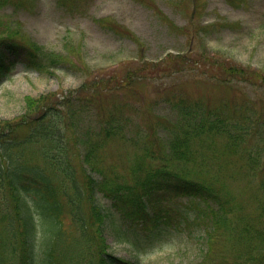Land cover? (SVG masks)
Returning a JSON list of instances; mask_svg holds the SVG:
<instances>
[{"label": "rangeland", "instance_id": "rangeland-1", "mask_svg": "<svg viewBox=\"0 0 264 264\" xmlns=\"http://www.w3.org/2000/svg\"><path fill=\"white\" fill-rule=\"evenodd\" d=\"M113 23L128 34L114 32L109 26ZM1 37L35 41L62 63L42 73L22 69L19 63L10 67L0 82V121L21 116L26 96L72 93L73 126L63 130L65 140L73 142L71 150H79L84 140L100 132L105 111L114 110L122 120L123 135L102 142L96 150L100 171L110 177L130 181L129 167L145 150H153V156L144 162H165L159 157H167L171 133L166 124L177 112L168 99L174 96L197 99L237 123L226 129L235 136L230 143L221 130L197 135L192 157L202 175L214 178L233 198L229 222L236 217L247 220L250 235L233 239V230L226 226L207 254L206 220L191 218L194 204L179 196L166 202L173 213L168 227H141L111 209L104 223L110 251L136 264H251L256 260L247 259L249 253L264 252V189L258 186L264 178V86L256 76H264V0H1ZM177 52L187 59L205 58L214 71L234 63L251 74L245 80L223 81L211 76L217 72L209 75L206 67L171 74L148 71L134 83L136 90L115 96L103 91L89 92L88 97L77 93L83 83L82 90L88 91L99 80L108 81L110 70L119 73L143 61L158 66L166 53ZM21 148L11 150L14 161L42 160L37 144ZM250 159L256 161V170H262L253 176L245 175ZM2 196L0 188V208L9 204ZM99 201L108 207L107 198Z\"/></svg>", "mask_w": 264, "mask_h": 264}, {"label": "trees", "instance_id": "trees-1", "mask_svg": "<svg viewBox=\"0 0 264 264\" xmlns=\"http://www.w3.org/2000/svg\"><path fill=\"white\" fill-rule=\"evenodd\" d=\"M109 26L116 33L128 34L114 23ZM184 56L179 52L166 53L158 66L143 61L140 65H127L119 73L110 70L105 79L108 81L99 80V84L90 86L88 91L82 90V86L86 87L83 83L77 93L88 97L85 94L89 92L103 91L115 96L122 90H136L134 83L148 71L171 74L206 67L209 69L204 70L209 75L217 72L211 76L223 81L245 80L251 74L249 69L234 63L214 71L205 58L197 60ZM60 61L59 56L35 41L26 43L14 37L0 38V82L15 63L22 69L42 73L55 63H62ZM258 75L264 86V76ZM71 94L47 92L37 97L26 96L25 112L21 116L0 121V188L2 197L9 199V204L0 208V264H136L109 250L104 223L111 209L123 220L140 223L141 227L148 224L151 229L168 227L173 213L166 202L179 196L194 204L191 218L206 220L207 228L203 231L210 248L207 254L214 249V238L221 235V231L224 233L226 226L233 230L234 235H230L233 239L245 240L250 235L252 226L247 220L236 217L234 223L229 222L227 213L231 212L233 198L215 183L214 178L202 175L201 167L192 157L196 151L192 141L197 135L221 130L230 143L235 136L226 129L236 127L237 123L197 99L191 101L174 96L168 99L177 112L175 119L168 118L170 122L166 124L171 133L166 145L167 157H159L165 162H144L146 156H153V150L150 153L145 150L129 167L131 182L121 181L118 176L110 177L100 171V155L96 150L102 142L123 135L122 120L115 117L114 110L105 111L108 115L100 132L84 140L83 149L71 150L73 142L65 140L63 130L73 126V100L76 98ZM27 143L38 145L42 155L39 163L16 162L11 157V150H20ZM232 147L235 149V144ZM255 164L254 159L249 160L245 175L253 176L255 171H262L256 170ZM258 186L264 189V178ZM100 197L108 199V207L100 204ZM247 259L256 260L251 264H264V252L256 256L249 253Z\"/></svg>", "mask_w": 264, "mask_h": 264}]
</instances>
